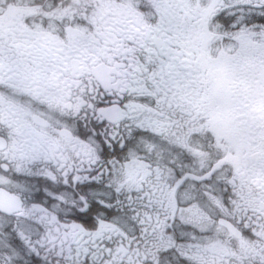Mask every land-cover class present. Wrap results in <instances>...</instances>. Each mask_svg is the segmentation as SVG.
Returning <instances> with one entry per match:
<instances>
[{
	"label": "snow or ice",
	"instance_id": "6c2138e0",
	"mask_svg": "<svg viewBox=\"0 0 264 264\" xmlns=\"http://www.w3.org/2000/svg\"><path fill=\"white\" fill-rule=\"evenodd\" d=\"M0 264H264V0H0Z\"/></svg>",
	"mask_w": 264,
	"mask_h": 264
}]
</instances>
